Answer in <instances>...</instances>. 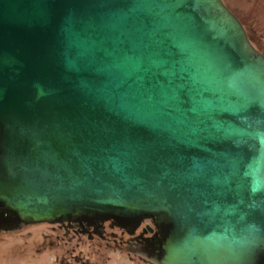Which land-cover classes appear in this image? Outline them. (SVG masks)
Returning <instances> with one entry per match:
<instances>
[{
  "label": "water",
  "instance_id": "1",
  "mask_svg": "<svg viewBox=\"0 0 264 264\" xmlns=\"http://www.w3.org/2000/svg\"><path fill=\"white\" fill-rule=\"evenodd\" d=\"M0 208L264 264V52L224 0H0Z\"/></svg>",
  "mask_w": 264,
  "mask_h": 264
},
{
  "label": "flooded vegetation",
  "instance_id": "2",
  "mask_svg": "<svg viewBox=\"0 0 264 264\" xmlns=\"http://www.w3.org/2000/svg\"><path fill=\"white\" fill-rule=\"evenodd\" d=\"M22 227L28 228L29 233H36L37 250L52 246L53 260H58L59 264H98L90 259L89 254H83V243L90 246L97 243V252L113 244L124 249L130 260L137 258L144 264H158L152 256L160 232L150 218L141 219L135 226L113 218L89 217L31 222L22 220L13 211L0 208V233ZM57 246L63 248L62 253L54 252Z\"/></svg>",
  "mask_w": 264,
  "mask_h": 264
},
{
  "label": "rangeland",
  "instance_id": "3",
  "mask_svg": "<svg viewBox=\"0 0 264 264\" xmlns=\"http://www.w3.org/2000/svg\"><path fill=\"white\" fill-rule=\"evenodd\" d=\"M224 1L242 20L253 44L264 52V0ZM22 228L0 233V264H59L58 260H53L52 246H44L43 251L37 250L36 233ZM81 246L84 247L83 254H89L90 259L98 264H144L137 258L130 260L124 249L113 244L98 252L97 243L91 246L83 243ZM62 250L57 246L54 252L62 253Z\"/></svg>",
  "mask_w": 264,
  "mask_h": 264
}]
</instances>
